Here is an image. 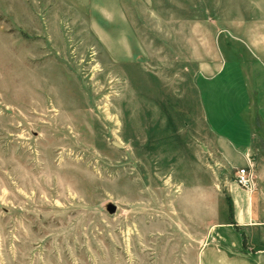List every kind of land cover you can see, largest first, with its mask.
<instances>
[{"label": "rangeland", "instance_id": "rangeland-1", "mask_svg": "<svg viewBox=\"0 0 264 264\" xmlns=\"http://www.w3.org/2000/svg\"><path fill=\"white\" fill-rule=\"evenodd\" d=\"M255 1L0 0V264H194Z\"/></svg>", "mask_w": 264, "mask_h": 264}, {"label": "crops", "instance_id": "crops-1", "mask_svg": "<svg viewBox=\"0 0 264 264\" xmlns=\"http://www.w3.org/2000/svg\"><path fill=\"white\" fill-rule=\"evenodd\" d=\"M255 2L256 14L242 18L240 26L250 29L247 32L248 38L243 41L255 60L252 71L263 73L264 0ZM239 12L241 13L240 7ZM235 69H237V77L241 78L239 69L237 67ZM224 71L222 65L218 72L205 79L214 81L223 75ZM251 87V90L242 87L238 92L240 95L236 99L241 102L240 106L231 105L232 115L225 116V122L228 120V128L227 123L222 124L218 119L215 122L209 119L207 121L212 133H215L223 145L226 162L236 170L249 166L255 176L254 184L249 188L240 186L236 181V170L227 178L225 186L233 209L227 222L216 221L217 225H224L222 228L227 234H223L224 230L218 228L216 231L218 235H205L208 238L207 242L199 249L191 250L197 251L194 264H264V134L257 139L258 135L255 131V128L259 127L264 133L263 79H256L255 75ZM251 93L255 96V105ZM222 127H226L224 128L226 132ZM235 153L238 155L234 156ZM233 158H238L239 163L234 162Z\"/></svg>", "mask_w": 264, "mask_h": 264}, {"label": "built area", "instance_id": "built-area-1", "mask_svg": "<svg viewBox=\"0 0 264 264\" xmlns=\"http://www.w3.org/2000/svg\"><path fill=\"white\" fill-rule=\"evenodd\" d=\"M236 181L243 188L252 187L254 184V173L249 166L240 167L236 170Z\"/></svg>", "mask_w": 264, "mask_h": 264}, {"label": "trees", "instance_id": "trees-1", "mask_svg": "<svg viewBox=\"0 0 264 264\" xmlns=\"http://www.w3.org/2000/svg\"><path fill=\"white\" fill-rule=\"evenodd\" d=\"M228 202H229L230 211H232L233 207L231 205V201H230V198L229 197H228Z\"/></svg>", "mask_w": 264, "mask_h": 264}]
</instances>
